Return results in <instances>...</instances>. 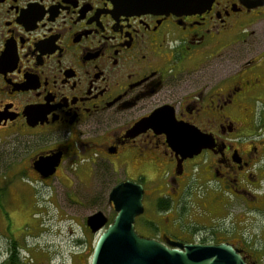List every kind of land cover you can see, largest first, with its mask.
<instances>
[{
    "label": "flooded vegetation",
    "instance_id": "af4514ba",
    "mask_svg": "<svg viewBox=\"0 0 264 264\" xmlns=\"http://www.w3.org/2000/svg\"><path fill=\"white\" fill-rule=\"evenodd\" d=\"M197 135L208 147L196 156L168 140ZM56 183L69 194L58 187L55 201H87L110 223L112 190L140 185L142 237L230 244L264 264V0L168 14L0 0V193ZM151 201L156 220H141ZM6 212L17 218L8 201ZM19 247L5 244L0 264H39Z\"/></svg>",
    "mask_w": 264,
    "mask_h": 264
},
{
    "label": "water",
    "instance_id": "95a60500",
    "mask_svg": "<svg viewBox=\"0 0 264 264\" xmlns=\"http://www.w3.org/2000/svg\"><path fill=\"white\" fill-rule=\"evenodd\" d=\"M214 0H112L121 11L131 13L201 12ZM157 118V117H156ZM153 117V120L156 119ZM203 138L189 137L187 142L169 136L170 144L177 150L196 156L208 147ZM209 140V139H205ZM144 190L137 184H120L110 195L116 216L109 223L103 213L87 220L93 234H99L90 264H247L241 251L230 244H191L176 248L177 244H164L140 236L135 228L136 219L144 213Z\"/></svg>",
    "mask_w": 264,
    "mask_h": 264
},
{
    "label": "rangeland",
    "instance_id": "374dc122",
    "mask_svg": "<svg viewBox=\"0 0 264 264\" xmlns=\"http://www.w3.org/2000/svg\"><path fill=\"white\" fill-rule=\"evenodd\" d=\"M121 177V175H113L110 178V183H115L117 178ZM58 187L67 192L64 187L56 183L52 186L39 185L38 187L28 186L27 189L20 188L22 194L18 196V199H14L5 191L0 193V250L4 248L5 244L9 246L11 242L14 244L15 241H18L21 254L29 262L36 260L39 264H90L93 248L98 238V235L89 232L83 225V221L92 215L89 210L90 203L81 201V204L74 203L71 208L60 198L55 201ZM76 189L79 193L90 191L93 190V185L80 186ZM18 190L19 187L11 189L15 197L18 195ZM36 190L40 193L42 203L37 209L38 215L32 216V207L37 202L34 193ZM70 190H73V186L70 187ZM52 193H54V197H51ZM7 201L10 210L18 212L16 219L7 214ZM154 205V201L147 205V213L140 218L141 220L145 217L156 220ZM231 218L229 217V220L223 224L233 230ZM239 219L237 217L233 222ZM161 222L166 223V219L162 218ZM254 225L255 223L252 224L253 227ZM1 232L6 235H2ZM238 232L240 231L237 226L236 233ZM10 234L19 235V238H12Z\"/></svg>",
    "mask_w": 264,
    "mask_h": 264
}]
</instances>
